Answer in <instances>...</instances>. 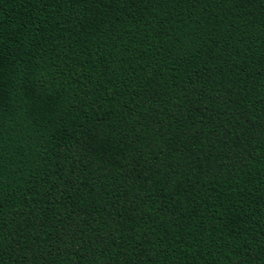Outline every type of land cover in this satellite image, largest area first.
I'll use <instances>...</instances> for the list:
<instances>
[{
  "label": "trees",
  "instance_id": "1",
  "mask_svg": "<svg viewBox=\"0 0 264 264\" xmlns=\"http://www.w3.org/2000/svg\"><path fill=\"white\" fill-rule=\"evenodd\" d=\"M0 264H264V0H0Z\"/></svg>",
  "mask_w": 264,
  "mask_h": 264
}]
</instances>
